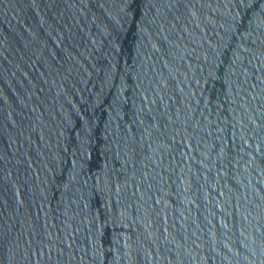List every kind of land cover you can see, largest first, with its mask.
I'll list each match as a JSON object with an SVG mask.
<instances>
[{"label": "water", "instance_id": "water-1", "mask_svg": "<svg viewBox=\"0 0 264 264\" xmlns=\"http://www.w3.org/2000/svg\"><path fill=\"white\" fill-rule=\"evenodd\" d=\"M0 264H264V0H0Z\"/></svg>", "mask_w": 264, "mask_h": 264}]
</instances>
